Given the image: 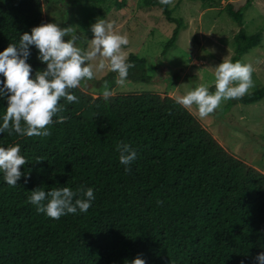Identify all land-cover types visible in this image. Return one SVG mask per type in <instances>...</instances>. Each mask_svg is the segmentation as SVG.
<instances>
[{
    "label": "trees",
    "instance_id": "trees-1",
    "mask_svg": "<svg viewBox=\"0 0 264 264\" xmlns=\"http://www.w3.org/2000/svg\"><path fill=\"white\" fill-rule=\"evenodd\" d=\"M99 5L107 0H88ZM129 12L137 0H112ZM175 27L163 54L176 45L183 19L158 0ZM209 7L218 0H200ZM254 0L225 7L241 28L234 36L237 61L263 40V30L249 34L244 14ZM216 4V5H215ZM43 22L41 0H0V51L20 34ZM127 46H124L125 48ZM134 65L127 80L150 82L148 59L128 56ZM33 74L46 67L31 47ZM116 73L102 81L114 86ZM4 77L0 75V80ZM212 85L209 91H214ZM63 98L66 119L48 125L47 136L0 133V145L19 144L28 160L15 187L0 173V264H256L264 251V175L230 156L198 120L172 98L152 92ZM264 99V86L229 105ZM7 106L0 98V116ZM55 120L56 117H53ZM129 143L137 158L125 171L118 142ZM39 159V160H37ZM92 187L95 200L85 213L52 219L38 213L28 196L36 187Z\"/></svg>",
    "mask_w": 264,
    "mask_h": 264
},
{
    "label": "clouds",
    "instance_id": "clouds-1",
    "mask_svg": "<svg viewBox=\"0 0 264 264\" xmlns=\"http://www.w3.org/2000/svg\"><path fill=\"white\" fill-rule=\"evenodd\" d=\"M158 4L164 8L171 6L173 0H158ZM90 30L92 38L87 39L72 26L61 27L58 22L41 23L32 27L30 32L20 34L14 43H9L0 51V75L4 77L0 80V98L7 100L4 114L0 116V133L47 136L48 125L62 123L66 119L59 115L64 110L59 103L61 98L68 103L78 102L72 89L95 79L96 72L105 68L117 74L114 78L116 85L125 83L129 70L135 68L123 51V47L129 44L128 37L115 31L113 22L101 18L90 25ZM82 35L89 42L86 49L78 46ZM33 46L37 50V59L46 65L34 74L28 63ZM98 57V62L93 63ZM253 71L249 62L223 59L215 66L214 91H209L210 84L200 83L186 89L185 94L176 98V103L189 111L195 105L199 117H206L223 101L240 99L248 94L249 89L254 87ZM100 95L107 103L113 91L105 87ZM116 150L119 163L128 171L137 158L136 149L120 141ZM27 161L19 144L0 145L3 182L15 187L21 176L26 175L20 166ZM94 200L92 187L76 190L68 186L48 190L36 187L28 196V201L38 213L57 220L78 211L87 212ZM255 261L256 264H264V251L256 255ZM130 264H146V261L136 256Z\"/></svg>",
    "mask_w": 264,
    "mask_h": 264
},
{
    "label": "rangeland",
    "instance_id": "rangeland-1",
    "mask_svg": "<svg viewBox=\"0 0 264 264\" xmlns=\"http://www.w3.org/2000/svg\"><path fill=\"white\" fill-rule=\"evenodd\" d=\"M209 7L200 0H173V15L183 19L176 45L165 54L163 50L175 24L169 22L159 7H143L137 0L129 12L119 11L112 0L99 5L88 0H41L43 22H58L61 27L77 28L78 34L92 38L90 25L98 18L113 22L114 30L128 37L123 48L128 56L135 53L148 59L150 82L125 81L123 85H107L102 78L107 68L96 72V78L82 82L77 89L87 97H100L105 87L113 95L152 92L162 98L185 94L186 89L200 83L215 85V66L235 53L234 36L241 28L226 13V5L240 7L246 0H218ZM243 27L249 34L264 27V0H254L244 14ZM78 46L87 48L83 38ZM99 57L95 62H98ZM240 61L252 64L254 87L264 86V30L262 43L244 54ZM107 63V61H106ZM189 111V110H188ZM211 137L230 156L264 175V99L253 104L220 107L206 117H199L196 106L189 111Z\"/></svg>",
    "mask_w": 264,
    "mask_h": 264
}]
</instances>
